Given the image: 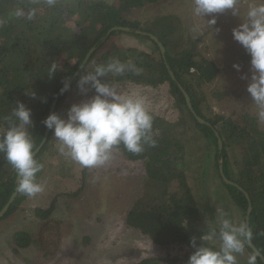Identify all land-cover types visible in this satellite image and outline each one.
<instances>
[{"label":"trees","instance_id":"1","mask_svg":"<svg viewBox=\"0 0 264 264\" xmlns=\"http://www.w3.org/2000/svg\"><path fill=\"white\" fill-rule=\"evenodd\" d=\"M168 0H57L56 6L49 8L44 0H0V134L15 120L12 115L17 101L23 102L32 111L33 126L29 129L36 150L42 143L46 127L43 121L49 115L53 100L63 87V81L72 78L92 48H96L86 66L85 72L94 71L99 64H106L111 58L131 61L142 69L139 75L131 72L124 76L109 75L106 82L117 86L135 85L164 92L179 113V119L171 122L159 111H151L154 116L155 147H146L141 154H132L121 147L117 152L131 163H143L146 175L155 184L158 195L136 198L131 208L125 212L124 225L127 230L141 233L158 247H175L177 254L168 259L145 258L131 264H187L194 252L191 239L207 234L210 229L219 231L218 212L228 214L234 222L246 221L248 201L236 187L227 185L220 175L223 166L225 176L243 188L250 196L253 210L250 214V227L254 232L253 244L264 255V124H258L256 109L251 107L234 111L225 117L213 111L206 93L207 86L213 84L221 71L212 61L194 53L189 42L179 28L178 19L172 16L149 17L146 23L141 16L152 11ZM171 3L174 0H170ZM17 8L27 11L37 9L34 20L16 18ZM71 20V22H69ZM115 27L130 28L132 32L113 31ZM144 31L156 36L166 48V61L174 72L177 82L187 91L196 113L212 127L200 125L189 111L185 98L172 81L157 44L148 37L136 33ZM144 40L151 44L152 53L138 49H123L117 38ZM141 48H144L141 45ZM233 56L241 65L250 64L251 57L234 39ZM58 64L54 76L49 77L52 62ZM83 69L70 87L59 95L55 112L67 117L69 108L76 98L87 96L80 93L77 82ZM77 94V95H76ZM76 95V96H75ZM212 97L218 101H229L235 95L230 88H214ZM89 99V98H88ZM87 100V99H86ZM250 101V100H249ZM255 107V106H254ZM186 116V118H185ZM197 132L206 141L197 151L193 164L188 153L189 137ZM217 132L223 142L219 149ZM53 132L36 159L43 164V156L50 151ZM199 141L198 139H195ZM187 148V149H186ZM201 156L199 152H203ZM234 153L240 155L234 161ZM206 157L210 165V178L214 187L216 212L203 194V175L200 163ZM189 157V158H187ZM91 170L84 168V177ZM43 169L37 174L38 181ZM17 174L0 153V212L16 192ZM189 180V181H188ZM175 184V190L170 186ZM155 186L152 187V189ZM82 190L75 194L79 197ZM18 194L0 223L8 221L19 212V207L27 200ZM55 203L45 211L36 210L35 215L41 225L50 218ZM25 229L14 233L10 238L11 252L19 255L22 249L33 247L40 253L55 254L59 241L50 229L41 232ZM206 246L218 249L219 240L203 241ZM253 251L248 248L238 256V264H247V257ZM258 264H263L258 258Z\"/></svg>","mask_w":264,"mask_h":264},{"label":"rangeland","instance_id":"2","mask_svg":"<svg viewBox=\"0 0 264 264\" xmlns=\"http://www.w3.org/2000/svg\"><path fill=\"white\" fill-rule=\"evenodd\" d=\"M153 16H172L178 19L179 28L183 29V36L187 38L190 49L220 68L219 77L206 90L215 113L227 117L250 104L252 98L247 87L250 83L251 64L241 65L240 60L232 55L235 51L232 31L243 22L240 17L233 16L231 10L216 14L217 23L211 28L206 21L193 15L192 0H174L172 3L168 0L137 17L146 23ZM116 43L123 49L147 50L152 53L151 44L144 40L121 36L116 39ZM141 44L144 48L138 46ZM237 64L240 65V71L234 67ZM245 74L248 80L242 79ZM118 88L123 92H135L147 97L149 109L159 111L164 119L171 122L179 119L178 111L165 98L164 92L135 85H122ZM214 88H230L235 95L229 101H218L211 95ZM90 97L76 98L73 104ZM254 106L251 104L253 109ZM189 137L199 141L189 140L188 153L192 160L187 161L186 174L189 173V163L193 164L198 149L206 142L197 132L190 133ZM51 145V150L43 156V174L39 179L44 185V191L34 198H27L19 207V212L8 221L0 223V264H131L149 257L165 260L177 254L175 247H158L141 233L126 231L123 217L133 206L131 203L136 198L158 195L161 191L156 190L159 186L148 180L143 163H131L116 153L108 165L94 168L84 177L83 167L59 154L54 137ZM199 153L201 156L204 151ZM239 157L238 153H234V161ZM208 161L204 155L200 163L203 168L200 173L203 175L201 189L216 212ZM175 184L170 186L171 191L175 190ZM153 186L155 188L152 189ZM80 190L82 192L79 197H75ZM53 203L54 211L41 225L35 215L36 210L45 211ZM38 226H41V232L50 229L56 234L54 239L59 241L56 253L46 255L36 248L28 247L22 249L19 255L12 254L9 244L11 236L25 229L36 230Z\"/></svg>","mask_w":264,"mask_h":264},{"label":"clouds","instance_id":"3","mask_svg":"<svg viewBox=\"0 0 264 264\" xmlns=\"http://www.w3.org/2000/svg\"><path fill=\"white\" fill-rule=\"evenodd\" d=\"M49 8L55 7L57 0H44ZM231 10L233 16L242 23L232 31L233 39L250 55L251 77L247 87L256 109L258 124H264V0H192V13L216 25V14ZM16 18L32 21L37 16L36 8H17ZM206 17L211 19L205 20ZM240 71V65H234ZM58 70L53 61L49 77ZM131 72L139 75L142 69L131 61L111 58L106 64H99L92 72H85L77 82L81 94L95 95L81 103L73 104L67 117L52 113L43 121L53 132L60 155L69 158L83 168L94 169L108 165L123 147L129 153L141 154L146 147H155L154 116L150 111L147 97L135 92H123L117 84L106 82L109 75L124 76ZM68 78L63 81L60 94L70 90ZM242 79L248 80L245 74ZM12 121L0 134V153L18 176L15 191L28 198H34L44 191L37 174L43 164L36 159L33 137L29 129L33 126L32 111L23 102L17 101ZM219 231L210 229L207 234L191 239L194 252L187 264H238V256L252 247L254 232L247 221L234 222L228 214L218 212ZM219 240L218 249L206 246L203 241ZM260 251H253L247 257V264H258Z\"/></svg>","mask_w":264,"mask_h":264},{"label":"water","instance_id":"4","mask_svg":"<svg viewBox=\"0 0 264 264\" xmlns=\"http://www.w3.org/2000/svg\"><path fill=\"white\" fill-rule=\"evenodd\" d=\"M116 30H119V31H124V32H132V30L130 28H124V27H115L113 29H111L108 34L106 36H109V34L113 31H116ZM136 33L139 34V35H142L144 37H148L150 38L151 40H153L159 50H160V53H161V56L163 58V60L165 61V64H166V68L168 70V73H169V76L171 77L172 81L176 82L177 83V86L178 88L180 89V91L182 92L184 98H185V101H186V105L189 109V111L192 113V115L194 116V118L197 120V122L200 124V125H206L208 127H212L211 124L207 121H205L204 119H202L197 113L196 111L194 110L193 106H192V103H191V98L189 96V94L187 93V91L182 87V85L180 83L177 82V79L175 77V74L174 72L171 70V68L169 67V65L167 64V61H166V48L164 47V45L160 42V40L154 36L153 34H150V33H147V32H144V31H137L136 30ZM96 50V48H92L90 50V52L87 54V56L85 57L83 63L81 64V66L79 67V69L77 70V72L74 74V76L70 79V84L72 85L73 82L75 81V79L78 77V75L81 73L82 69L86 66L88 60L90 59V57L92 56V54L94 53V51ZM59 95H60V92L57 94V96L55 97V99L53 100L52 102V105H51V108H50V111H49V115L54 113L55 112V108H56V105H57V102L59 100ZM48 115V116H49ZM50 130L49 129H45V134H44V138L42 140V143L41 145L35 150L36 151V156L40 153V151L42 150V148L45 146L48 138H49V135H50ZM215 135L216 137L218 138V144H219V149L222 150L223 149V142H222V139L220 138V135L215 132ZM219 170H220V175L222 177V180L227 184V185H231V186H234L236 188H238L246 197L247 201H248V213H247V217H246V221L247 223L249 224V221H250V214L253 210V205H252V201H251V198L249 196V194L243 189L241 188L240 186H238L237 184L231 182L230 180L227 179V177L225 176L224 174V171H223V166H219ZM18 181V176H17V179H16V183ZM18 193L15 192L9 203L4 207V209L0 212V218L4 216V214L7 213L8 209L10 208L11 204L15 201L16 197H17ZM250 226V224H249ZM252 251H257V247L252 243V247L250 248ZM259 251V250H258ZM260 260L262 261V263L264 264V255L261 253V256L259 257Z\"/></svg>","mask_w":264,"mask_h":264}]
</instances>
